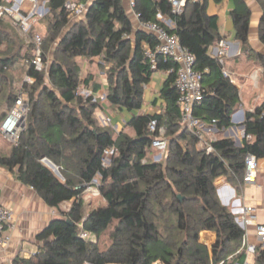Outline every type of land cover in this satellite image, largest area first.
Segmentation results:
<instances>
[{"label": "trees", "instance_id": "trees-1", "mask_svg": "<svg viewBox=\"0 0 264 264\" xmlns=\"http://www.w3.org/2000/svg\"><path fill=\"white\" fill-rule=\"evenodd\" d=\"M43 1L54 17L44 40V72L29 63L35 48L31 35L19 33L22 38L18 42L0 29V46H6L5 53H0V94L8 89L7 110L0 124L21 92L30 105L26 129L9 155L0 154V168L13 173L47 206L60 211L38 234V252L15 264H232L229 258L240 249L244 230L222 204L216 183L226 178L239 190L246 155L264 160V103L245 114L240 127L246 136L240 144L231 136L221 137L211 141L214 153L207 154L197 148L199 138L181 124L174 74L164 80L156 99L160 111L142 112L146 87L156 72L171 65L161 60L158 70L152 69L143 45L153 47L156 40L145 30L135 32L123 0H93L86 15L73 23L66 0ZM232 1L236 39L245 51L252 52L251 10L244 0ZM258 1L264 11V0ZM134 11L141 23L166 26L194 54L204 88L195 115L210 126L215 121L220 133L231 129L240 92L224 77V66L209 54L222 37L217 17L207 13V0L188 3L180 15L173 13L169 0H135ZM160 16L167 17L174 27ZM260 39L264 44V13ZM47 53H52L50 62ZM256 57L264 65V57ZM78 58L100 60L99 66L107 68L106 101L131 114L124 128L132 129L133 137L120 132L115 138L110 128L100 125L95 115L102 107L96 99L102 87L92 75L81 78ZM18 68L34 82L28 84L24 78L21 89L14 92ZM81 86L91 88L92 95H81ZM152 120L158 123L155 134L149 131ZM163 134L168 139L165 165L148 159L154 138ZM108 148H114L116 154L104 167ZM45 160L61 170L62 179ZM98 178L105 205L85 212L84 192ZM69 202L70 209L62 211L61 206ZM110 229L111 245L105 250L81 237L85 232L99 239ZM203 232L216 235L211 248L202 243ZM256 263L264 264V251Z\"/></svg>", "mask_w": 264, "mask_h": 264}, {"label": "built area", "instance_id": "built-area-1", "mask_svg": "<svg viewBox=\"0 0 264 264\" xmlns=\"http://www.w3.org/2000/svg\"><path fill=\"white\" fill-rule=\"evenodd\" d=\"M174 14L180 15L183 13L188 3H198L202 0H169ZM44 6L38 7V0H0V20H10L12 25L23 35H32V42L34 44V55L29 62L34 66L38 72H44L46 64L43 61L44 38L34 33L33 29L38 23V19L44 17L46 11V2ZM92 0H66L65 7L72 14L73 18H83L91 5ZM30 4V7L27 6ZM132 8L135 6V0L131 2ZM163 17V20L169 27H174V24L168 23ZM143 30L154 36L156 44L152 47L148 43H144L143 49L146 58L150 61L153 70H158L160 61L170 63L171 67L164 71L166 76L174 74L176 77L175 86L178 90L177 105L181 112L182 126L195 134L201 143L205 144L203 149L207 154H213L214 149L211 142H207L204 138V132H212V127L215 126L213 121L212 126L205 124L200 118L195 115V108L204 98V88L202 84V76L195 69L196 58L194 54L186 47H184L178 37L169 33L166 26L157 22H146L141 24ZM229 47L225 41H220L218 53L215 58L225 66V59L228 56ZM225 78H228L233 83L234 79L225 67L223 68ZM25 82L32 84L34 79L30 76L25 77ZM30 112V105L28 97L25 93H20L16 99L13 107L8 115L0 124V135L13 145H17L20 134L26 129L27 119ZM240 112H234L232 115V123L236 127L229 129L230 135L236 141L246 136L245 131L240 125L244 122L241 120ZM99 123L102 127H112V118L105 113L98 117ZM149 131L155 134L158 131V123L152 120L149 124ZM164 130H161L163 133ZM240 134L241 138L238 137ZM229 135V136H230ZM250 139V137H248ZM153 146L161 151L159 158L161 159L163 153L168 150V141L162 137H155ZM116 154L114 148H108L104 151L103 166L110 165L111 158ZM260 170V160L253 154H247L245 157V171L243 177V185L254 184L258 178ZM97 179L92 184L88 185L83 198L89 192L99 194ZM233 212L236 216V221L244 230L242 244L237 253L229 258L232 264H257L256 258L264 251V224L259 223L257 210L253 206H248L245 202L237 196L234 191L232 194ZM15 228L14 213L6 207L0 206V244L7 246L11 241L9 235H5V231ZM81 237L84 240L97 243L94 240V235L82 233ZM237 257L239 259L244 257L243 261H234ZM223 264V263H222Z\"/></svg>", "mask_w": 264, "mask_h": 264}, {"label": "crops", "instance_id": "crops-1", "mask_svg": "<svg viewBox=\"0 0 264 264\" xmlns=\"http://www.w3.org/2000/svg\"><path fill=\"white\" fill-rule=\"evenodd\" d=\"M93 1V0H92ZM251 10L250 31H249V46L252 52H247L243 49L242 44L236 39V30L234 27L231 13L235 8V3L232 0H224L216 3L214 0H207V13L210 16L217 17L219 32L222 40L228 44L229 53L225 59V69L232 74L233 84L239 89L240 104L235 112L245 114L254 111L264 103V65L256 55L264 57V44L260 39V24L263 17V7L258 0H244ZM132 0H123V5L129 15L135 32L143 30L138 15L135 13L131 5ZM165 21L170 23L167 17H163ZM219 43L210 47L209 54L216 57L218 53ZM77 62L80 64L82 71L85 75L93 74L88 72L89 67L96 65L94 62L85 58H78ZM93 63V64H91ZM91 64V65H90ZM98 67V65H96ZM93 69V68H91ZM102 74V79L94 82L101 85V91L98 94L107 92L108 82L105 74ZM167 78L164 71L158 72L153 76V80L145 89L146 102L142 112L154 113L159 112L160 101L156 99L160 95V90L164 80ZM156 102V103H154ZM150 110H153L151 112ZM104 113L109 115L107 110ZM115 110L111 116L112 122L117 120L116 127L125 126L126 117H131L129 112ZM100 115H98L99 117ZM124 122V123H123ZM236 128L235 126L233 127ZM213 131L204 132L205 137L218 139L230 135L229 131L220 133L215 126L212 127ZM230 136H233L230 135ZM240 134H238V137ZM241 138V136L239 137ZM260 179L264 180V160H260V170L256 183L242 186L238 190L236 186L230 183L226 178H220L217 185L218 196L224 206H226L233 214L232 194L235 191L237 196L247 204V192L253 189H261ZM262 180V181H263ZM71 207V202L64 203ZM261 203L258 206L261 207ZM0 206L9 208L15 216V228H8L5 235L11 237L9 245L4 246L0 244V264H15L18 259H29L32 255L36 254L39 250V243L37 241L38 234L45 229L51 221L60 216L58 209L50 208L38 196V194L30 187L23 185L19 182L13 173L0 168ZM235 215V214H234ZM262 224V223H261ZM216 240V235L212 232H203L201 241L209 248L213 246ZM237 257L234 261H243L244 257L239 259Z\"/></svg>", "mask_w": 264, "mask_h": 264}, {"label": "rangeland", "instance_id": "rangeland-1", "mask_svg": "<svg viewBox=\"0 0 264 264\" xmlns=\"http://www.w3.org/2000/svg\"><path fill=\"white\" fill-rule=\"evenodd\" d=\"M45 3L43 0H38V7L39 6H44ZM28 7H30V4H27ZM46 9L47 6H45ZM79 19H75L72 18V23L76 22ZM54 22V17L51 15L50 11H46L44 14L43 18H39L38 19V23L35 26V28L33 29L34 33H38L40 34L44 40H47L49 37V28L50 25ZM0 29L2 31H7L9 33V36L14 38L16 41L19 42V40L22 38V35H20L19 31L12 25L10 20H3V22L0 24ZM21 37V38H20ZM30 38V43L33 44L32 42V35L29 37ZM19 46V45H18ZM31 49L33 48V45H31ZM52 48H55V44L53 45ZM6 51V46H0V53H5ZM47 57H48V62H50L52 60V53H47ZM91 62H94V60H89ZM96 65H98V67L95 66H91L88 69V72H94L93 74H89L92 75L94 78H97V80H101L102 79V74L104 73L106 75L107 73V68L106 69H102L99 64L101 63L100 60H96ZM93 64V63H91ZM90 64V65H91ZM93 68V69H91ZM158 72L155 73V75H157ZM15 83L12 84L13 86V91L14 92H18V90L21 89L22 85H23V80H24V72H22L21 68H18V70L15 72ZM88 75L84 74V71H82L81 74V78H86ZM105 78H107V75L105 76ZM96 84H99L96 82ZM50 86V84H48ZM5 92L0 94V117L3 114V112H5L7 110V104H6V99H7V92L8 89L6 87V89L4 90ZM80 94L83 95L84 97H90L92 95V89L91 88H84L83 86H81L80 88ZM96 99H98V103L100 106L98 110L96 111V118L98 119V115L103 114L104 113V109L107 110L109 115H112L115 113V108L111 107L107 101H106V92L103 91V93L101 94H97ZM160 110V109H158ZM151 112H153V110H150ZM154 113H156V111H154ZM124 114L127 115V113L125 112ZM129 119V117H126L125 122ZM124 123V122H123ZM115 124H117V120L114 121V123L112 124V127H109L111 129V131L114 134V137L116 138L118 136V134L120 132H124L125 134L133 137L134 136V131L130 128H123V127H116ZM159 137H162L164 139H167V137L163 134ZM205 140H207V142H211L215 139L209 138V137H205ZM12 146L13 144L10 143L9 141L5 140L1 135H0V154L2 155H9L11 153L12 150ZM205 147L204 143L199 142L197 148L198 149H203ZM161 154V151H159L158 149H156L154 146H152V148H150L149 152H148V159L150 161L153 162H160L163 163L164 165L167 163V156H168V150L163 153V157L160 159L159 156ZM45 163V162H44ZM47 166L48 164L45 163ZM52 171L55 173V175L57 177V170L59 171V173L61 174V170L57 167L56 168H51ZM60 178V177H59ZM62 179V178H60ZM260 179V184L262 186H264V180ZM99 184V178L97 179L96 185ZM247 204L249 203L250 206H253L256 208L257 210V215H258V220L259 223L264 224V188L262 187L261 189H253L252 191L247 192ZM85 212H88L89 210L93 209V208H98L100 206H104L105 205V200L103 199V197L100 194H94V193H87L85 195ZM258 203H261V207L258 206ZM71 206V205H70ZM70 209L69 206L65 205L63 208H61L62 211H68ZM112 229H110L108 232L104 233L99 239L98 237H94V240L98 243L99 248L101 250H105L107 249L110 245H111V240H110V233H111Z\"/></svg>", "mask_w": 264, "mask_h": 264}, {"label": "water", "instance_id": "water-1", "mask_svg": "<svg viewBox=\"0 0 264 264\" xmlns=\"http://www.w3.org/2000/svg\"><path fill=\"white\" fill-rule=\"evenodd\" d=\"M244 119H245V116H244V114H242V115H241V120L244 121ZM237 143L240 144L241 141H240V140H237ZM44 162L47 163L48 166H49L50 168H53V169L56 168V170H57V167H56L54 164H52L50 161L45 160ZM57 174H58V176H59L60 178H62V175L59 173L58 170H57ZM202 243H203V242H202ZM203 244H205V243H203ZM205 245H206V244H205ZM206 246H207V245H206Z\"/></svg>", "mask_w": 264, "mask_h": 264}]
</instances>
